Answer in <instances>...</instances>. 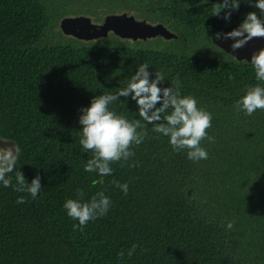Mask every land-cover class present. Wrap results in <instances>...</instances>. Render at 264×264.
Returning a JSON list of instances; mask_svg holds the SVG:
<instances>
[{"label": "trees", "instance_id": "16d2710c", "mask_svg": "<svg viewBox=\"0 0 264 264\" xmlns=\"http://www.w3.org/2000/svg\"><path fill=\"white\" fill-rule=\"evenodd\" d=\"M121 1L0 0V137L21 149L9 176L15 185L16 171L29 183L38 175L43 186L32 199L0 184V264H264V111L247 116L235 107L247 88L264 86L250 63L94 42L44 45L54 11L95 18L108 8L121 12ZM129 1L143 16L196 34L219 33L245 13V0L227 21L223 10L211 15L221 0ZM141 63L152 78L164 73L162 88L179 78L181 95L212 114L214 142L201 141L208 159L193 162L186 150L174 152L135 101L120 97L110 110L141 120L148 136L133 145L128 161L111 164L112 174L86 172L93 153L80 144L81 108L97 95L116 94ZM113 181L127 183L128 194ZM78 189L84 201L100 191L112 201L83 232L63 208ZM21 195L27 203H16ZM228 221L235 222L231 231Z\"/></svg>", "mask_w": 264, "mask_h": 264}, {"label": "clouds", "instance_id": "9594fccd", "mask_svg": "<svg viewBox=\"0 0 264 264\" xmlns=\"http://www.w3.org/2000/svg\"><path fill=\"white\" fill-rule=\"evenodd\" d=\"M205 3L206 0H200ZM259 9L260 17L256 12H248L239 26L227 33H215L217 40L221 38L232 39L230 47L235 51L243 48L253 38H264V0H245ZM239 0H221L213 4V16H220L224 11L223 19L230 20L231 11H238ZM231 10V11H230ZM95 41L94 43H96ZM93 43V44H94ZM235 57V56H234ZM236 58V57H235ZM250 64L255 72V79L264 82V48L259 49L251 56ZM149 65L141 63L127 84L118 90L116 94L97 95L92 98L89 106L81 108L79 124L81 125L80 144L83 149L93 153L92 158L84 165L86 172H96L100 177L112 174L111 164L128 161L135 155L133 145L139 146L148 136L145 124L141 120L129 121L122 115L110 110L109 105L120 97H131L135 101L139 115L147 124L153 125V131L168 137L169 144L174 152L185 151L187 159L193 162L208 159V151L201 146V141L214 142L209 136L208 129L212 127V114L202 107H198V101L191 95L182 96L179 78L172 81L170 87H160L165 80L163 72L155 71V76L149 72ZM234 77H230L233 79ZM159 105V106H157ZM235 107L243 111L245 115L252 116L257 110L264 111V86L258 83L247 88L239 98ZM139 129V131H138ZM21 154V149L15 143L11 146L0 147V184L4 187H13L20 193H27L35 199L43 188L40 177L35 176L31 182H27L21 171H16L15 185L9 176L16 170V165ZM135 167V163L130 165ZM102 184L103 179L97 181ZM116 187L127 195L129 186L127 183L113 181ZM77 199L69 198L63 208L72 220L74 230L83 232L87 223L91 220L107 215L112 201L103 191L97 192L90 200L84 201L83 190H77ZM25 196H18L16 203H27ZM234 221H228L226 229L231 231ZM138 245L133 244L127 250V256L131 257ZM141 251H144L141 249ZM121 259L125 252L118 253Z\"/></svg>", "mask_w": 264, "mask_h": 264}, {"label": "water", "instance_id": "95a60500", "mask_svg": "<svg viewBox=\"0 0 264 264\" xmlns=\"http://www.w3.org/2000/svg\"><path fill=\"white\" fill-rule=\"evenodd\" d=\"M94 17L83 15H65L57 22V29L65 37L72 38L78 42L88 44L90 42L102 41L110 35H116L121 39L142 40L161 36L166 40L176 39L178 35L171 31L168 26L158 23L154 24L149 19L138 18L133 12H121L104 16L99 22ZM238 22H231L220 32L227 33L239 26ZM213 45L224 53L232 56L239 63L245 61L250 63L251 56L259 49L264 48V38H253L243 48L233 50L230 45L232 39L211 38ZM235 56V57H234ZM17 143L0 137V147L11 146Z\"/></svg>", "mask_w": 264, "mask_h": 264}, {"label": "rangeland", "instance_id": "374dc122", "mask_svg": "<svg viewBox=\"0 0 264 264\" xmlns=\"http://www.w3.org/2000/svg\"><path fill=\"white\" fill-rule=\"evenodd\" d=\"M115 3L122 2L121 0H113ZM244 7V17L245 15L250 12H256L257 16L260 13L259 9L253 7L251 4L246 3L245 1L240 2ZM96 5V3H94ZM133 6V3L129 0H124V9H122L123 12L130 13L131 11L133 13H137L136 15L141 17H146L151 20L155 21V17L153 16H143V14L140 13L139 9L140 7H136L134 10H131V7ZM64 6L56 5L55 8L57 10L63 8ZM121 11V12H122ZM121 12H114L111 8H108V10L105 13H95L96 20L100 21L104 16L109 14H116ZM71 15V14H70ZM83 16L90 17L91 14H81ZM94 15V14H93ZM77 16V15H73ZM61 17L60 11L58 13L56 11L53 12V24L51 25V28L49 32L47 33V36L45 38L44 45H52V44H72L73 46H81L84 43L78 42L72 38L65 37L61 34L60 31L57 29V22ZM179 31H182L179 29ZM184 38L180 37L177 40H165L162 37H154L151 39H147L145 41L142 40H131V39H121L116 35H110L107 39L102 41H97L94 43L95 45H105V46H121V45H127V46H134L139 48H151V49H158L163 51H171L178 54H184V55H192V56H201V57H223V54L219 52L215 46L210 42V38L212 37V32L210 30H202L200 34L193 33L192 31H187L185 33ZM227 58V57H223ZM239 190L242 191L241 187H239ZM236 193V192H235ZM240 193H236L235 195H238ZM234 197V196H233Z\"/></svg>", "mask_w": 264, "mask_h": 264}, {"label": "flooded vegetation", "instance_id": "af4514ba", "mask_svg": "<svg viewBox=\"0 0 264 264\" xmlns=\"http://www.w3.org/2000/svg\"><path fill=\"white\" fill-rule=\"evenodd\" d=\"M252 5V4H251ZM260 13L258 14V17H260ZM143 19V18H142ZM144 19H149V18H144ZM244 19V16L242 17V19L241 20H239V21H236V22H238V23H241L242 22V20ZM149 20H151V19H149ZM154 24H158V23H162V24H164V25H166V26H168V28L171 30V31H173V32H175L177 35H178V37L176 38V39H170V40H177V39H179L180 37H182V38H184V37H186L185 35H183V34H185L186 32L185 31H179V29H176V27L175 26H173L172 24H168V23H164L162 20H159L158 22H154L153 20H151ZM53 24V19L51 18V22H50V27H51V25ZM223 30V29H222ZM221 30V31H222ZM220 31V32H221ZM219 32V33H220ZM200 34V33H199ZM159 37V36H158ZM161 37V36H160ZM212 37H215L214 35H212ZM211 37V38H212ZM163 38V37H162ZM210 38V39H211ZM166 40V39H165ZM211 43H212V41H211ZM213 44V43H212ZM216 48V47H215ZM217 49V48H216ZM218 50V49H217ZM219 52H221L222 54H223V57H228V58H233L232 56H230V55H228V54H226V53H224L223 51H221V50H218Z\"/></svg>", "mask_w": 264, "mask_h": 264}]
</instances>
